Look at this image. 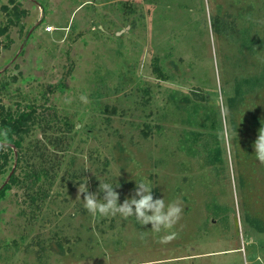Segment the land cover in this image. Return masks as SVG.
I'll return each instance as SVG.
<instances>
[{
	"label": "rangeland",
	"instance_id": "374dc122",
	"mask_svg": "<svg viewBox=\"0 0 264 264\" xmlns=\"http://www.w3.org/2000/svg\"><path fill=\"white\" fill-rule=\"evenodd\" d=\"M18 3L28 15L0 37L2 103L34 106L38 118L23 160L0 178V264H54L65 250L76 264H264L253 148L264 0ZM7 18L0 9V27ZM13 172L20 183L4 190ZM81 177L93 193L98 177L116 179L121 203L148 181L154 199L180 203L175 236L161 242L134 217H91L76 200ZM200 233L203 257L184 261Z\"/></svg>",
	"mask_w": 264,
	"mask_h": 264
},
{
	"label": "clouds",
	"instance_id": "9594fccd",
	"mask_svg": "<svg viewBox=\"0 0 264 264\" xmlns=\"http://www.w3.org/2000/svg\"><path fill=\"white\" fill-rule=\"evenodd\" d=\"M79 99L82 103L88 102L86 95L82 94ZM253 148L256 161L264 164V127L259 129ZM98 179L100 183L95 193L89 191L87 178L81 177L79 180V194L76 200L81 201V206L91 217H134L141 226L150 224V232L160 234L161 242H166L175 236L170 230L179 220L182 211L178 201L166 202L165 198L154 199L151 184L146 180H140L136 181L134 194L121 203L119 193L115 190L120 186L116 179L99 177Z\"/></svg>",
	"mask_w": 264,
	"mask_h": 264
},
{
	"label": "trees",
	"instance_id": "16d2710c",
	"mask_svg": "<svg viewBox=\"0 0 264 264\" xmlns=\"http://www.w3.org/2000/svg\"><path fill=\"white\" fill-rule=\"evenodd\" d=\"M9 4L12 5L11 8L7 5L0 7L3 12L8 14L6 24L0 27V37H8L9 30L17 26L21 19L28 15L26 10L21 9L18 0H9ZM3 46L4 45H2L0 41V55ZM5 46L8 48V45ZM3 88H5V86H0V178L8 172L11 161L14 160L15 155L17 162L23 160V141L37 123L38 118L37 108L34 106L19 111H12L5 107L1 97ZM38 177L39 176H37V178ZM19 183V176L13 172L10 174L9 181L5 185L4 190Z\"/></svg>",
	"mask_w": 264,
	"mask_h": 264
},
{
	"label": "crops",
	"instance_id": "0c3cea01",
	"mask_svg": "<svg viewBox=\"0 0 264 264\" xmlns=\"http://www.w3.org/2000/svg\"><path fill=\"white\" fill-rule=\"evenodd\" d=\"M241 228V227H240ZM202 229V228H201ZM243 230V226H242V229H241V231ZM247 232H246V235H247V237H249V235H250V232H249V230H246ZM243 232H244V230H243ZM206 234V233H205ZM200 236H201V238L199 239V242L197 241V239L196 238H192L193 240H195V242H194V245H193V250L192 251H190L189 253H191V254H189V253H186L185 254V256H183V258L182 259H184V261L185 260H196L197 258H193V257H197V256H200V258H202L203 257V253H202V251H201V254L200 255H198V253H197V251L195 250L196 248H201V250H202V247H203V243H205L206 241H207V238L205 237V235H203V233H200ZM203 237L205 238V239H203ZM245 238H246V236H244V238H243V241L245 242V244H247L246 243V241H245ZM193 243V242H192ZM206 244V243H205ZM151 250H154V248L152 247V249ZM237 250H239V248L237 249ZM229 251H231V250H223L222 252H220V253H224V252H229ZM74 252H73V250L70 252L69 250H65L64 252H59V253H56L55 254V263L54 264H76L77 262H74ZM150 259H152V258H149V260ZM149 260L146 262V264L147 263H149ZM153 260V259H152ZM144 261H141L139 264H144L143 263Z\"/></svg>",
	"mask_w": 264,
	"mask_h": 264
},
{
	"label": "flooded vegetation",
	"instance_id": "af4514ba",
	"mask_svg": "<svg viewBox=\"0 0 264 264\" xmlns=\"http://www.w3.org/2000/svg\"><path fill=\"white\" fill-rule=\"evenodd\" d=\"M216 222H217V220H216ZM257 222H258V221H257ZM258 223H259V222H258ZM258 223L256 224V222H255V223H252V224H249V225L252 226L253 228H255L254 225H257V226H258V225H259ZM255 229H256V228H255ZM249 238H250V237H249ZM249 243H250V241H249ZM257 247H258V248H264L263 245L260 244V243H259V246H257ZM257 257H258V259L260 258V256H257Z\"/></svg>",
	"mask_w": 264,
	"mask_h": 264
}]
</instances>
